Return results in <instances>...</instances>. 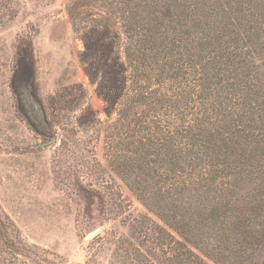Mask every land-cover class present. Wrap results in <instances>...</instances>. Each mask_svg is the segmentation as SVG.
<instances>
[{
  "label": "rangeland",
  "instance_id": "rangeland-1",
  "mask_svg": "<svg viewBox=\"0 0 264 264\" xmlns=\"http://www.w3.org/2000/svg\"><path fill=\"white\" fill-rule=\"evenodd\" d=\"M141 2L0 0V264H230L214 251L220 224L201 209L183 222V203L146 193L168 185L138 141L165 127L167 97L187 85L154 62V8ZM94 27L117 35L126 68L110 117L81 55ZM250 256L264 264V246Z\"/></svg>",
  "mask_w": 264,
  "mask_h": 264
},
{
  "label": "trees",
  "instance_id": "trees-1",
  "mask_svg": "<svg viewBox=\"0 0 264 264\" xmlns=\"http://www.w3.org/2000/svg\"><path fill=\"white\" fill-rule=\"evenodd\" d=\"M129 1L135 10L136 3H151L156 26L149 52L163 68L175 65L187 85L184 97H167L165 127L154 122L145 128L154 129L147 139L138 141L152 148L155 160L148 162L160 165L153 169L164 173L168 185L164 195L146 193L170 199L172 206L183 203V222L201 209L221 225L214 251L222 256L228 249L225 260L243 264V257L264 246V0ZM116 39L108 27L91 28L81 54L87 75L100 80L107 117L127 84ZM142 183L135 182L134 191L141 192ZM243 186L250 191L236 193ZM220 232L227 239L221 240Z\"/></svg>",
  "mask_w": 264,
  "mask_h": 264
},
{
  "label": "water",
  "instance_id": "water-1",
  "mask_svg": "<svg viewBox=\"0 0 264 264\" xmlns=\"http://www.w3.org/2000/svg\"><path fill=\"white\" fill-rule=\"evenodd\" d=\"M99 231V229H95L93 231H91L90 233H88L86 236H85V239H89L91 238L92 236H94L97 232Z\"/></svg>",
  "mask_w": 264,
  "mask_h": 264
}]
</instances>
